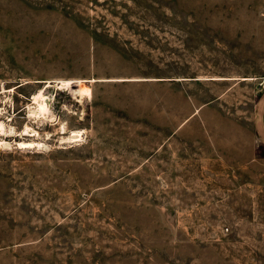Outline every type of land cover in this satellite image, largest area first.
Masks as SVG:
<instances>
[{"label":"rangeland","instance_id":"374dc122","mask_svg":"<svg viewBox=\"0 0 264 264\" xmlns=\"http://www.w3.org/2000/svg\"><path fill=\"white\" fill-rule=\"evenodd\" d=\"M263 92L264 0H0V264H264Z\"/></svg>","mask_w":264,"mask_h":264},{"label":"bare ground","instance_id":"6f19581e","mask_svg":"<svg viewBox=\"0 0 264 264\" xmlns=\"http://www.w3.org/2000/svg\"><path fill=\"white\" fill-rule=\"evenodd\" d=\"M60 84H61L62 87L70 88V87H72L73 82H72V80H61ZM80 84L81 83L79 82V85ZM74 92H76V93L78 92V93H80V95L89 94V88H87V87H79V89L75 90ZM33 98H34V101L38 103L35 113H37L38 115L39 114L45 115L46 113H48L50 111V109H49L50 108V104L41 100V99H44V95L42 93H39V94L35 95V97H33ZM78 133H80V131ZM78 137H79V135H78ZM18 144L21 147H30V146H35L36 145V143L34 141L32 143H28L26 141H21ZM38 144H40V143H38Z\"/></svg>","mask_w":264,"mask_h":264},{"label":"crops","instance_id":"0c3cea01","mask_svg":"<svg viewBox=\"0 0 264 264\" xmlns=\"http://www.w3.org/2000/svg\"><path fill=\"white\" fill-rule=\"evenodd\" d=\"M204 126L207 128L205 121ZM253 128L256 138L264 143V92L262 93L257 104Z\"/></svg>","mask_w":264,"mask_h":264}]
</instances>
